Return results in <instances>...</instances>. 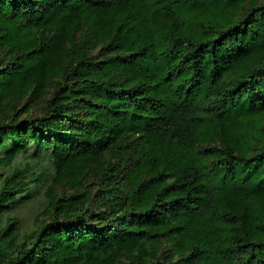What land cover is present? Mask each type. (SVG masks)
Instances as JSON below:
<instances>
[{
	"label": "trees",
	"instance_id": "obj_1",
	"mask_svg": "<svg viewBox=\"0 0 264 264\" xmlns=\"http://www.w3.org/2000/svg\"><path fill=\"white\" fill-rule=\"evenodd\" d=\"M0 264H264V0H0Z\"/></svg>",
	"mask_w": 264,
	"mask_h": 264
},
{
	"label": "rangeland",
	"instance_id": "obj_2",
	"mask_svg": "<svg viewBox=\"0 0 264 264\" xmlns=\"http://www.w3.org/2000/svg\"><path fill=\"white\" fill-rule=\"evenodd\" d=\"M45 199L43 197L37 198L34 205L27 207L23 211V216L25 217L26 221H32L35 219L37 215V209L44 205Z\"/></svg>",
	"mask_w": 264,
	"mask_h": 264
}]
</instances>
